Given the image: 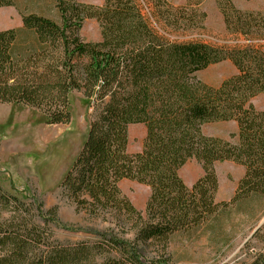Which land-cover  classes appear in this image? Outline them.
<instances>
[{
  "label": "rangeland",
  "instance_id": "1",
  "mask_svg": "<svg viewBox=\"0 0 264 264\" xmlns=\"http://www.w3.org/2000/svg\"><path fill=\"white\" fill-rule=\"evenodd\" d=\"M117 1V5L134 2L127 7L129 15L121 16L131 24L129 32L124 31L118 37L112 25L118 26L116 19L112 23ZM139 1L150 6L151 14L145 10L137 13L138 18L144 17V22L149 20L144 26L140 24L143 21L132 23V18L137 16L132 10L137 0H66L63 3L61 0H0V222L10 217L35 215L37 209L40 216H49L47 212L57 208L61 226L51 223L46 228L62 243L98 241L101 235L112 237L134 248L141 264L250 263L256 253L264 252V244L252 239L264 224V190L258 193L255 191L260 188H248L244 166L233 160L208 165L189 159L177 170L190 194L189 217L171 231L166 227V233L159 229L148 232V228H157L165 222L151 185L130 179L118 181L119 193L136 214L115 207L85 208L80 203L91 202V198L74 196L63 186L102 105L97 103L96 96H87L85 82L90 61L76 53L71 55V67L82 89L68 95L72 114L68 124L50 125L49 108L25 103L39 98L35 93L39 83H45L46 79L58 82L69 74L65 68L68 55L64 46L65 28L66 36L78 39L87 47L118 48L116 59L125 52L138 50L142 43L171 47L177 58L176 50L185 47L187 58L201 62V66L192 67V60L186 59L185 68L179 73L210 88H219L238 74L232 60L237 53L256 48L264 50L256 28L257 18L264 16V0ZM74 5L83 8L81 12L86 15H72ZM32 17L58 26L55 39L51 32L39 38L38 27L29 20ZM128 75V79H123L125 96L138 89L132 75ZM168 79L169 76L156 83ZM25 85L27 95L14 94L15 89ZM96 89L95 86L93 91ZM107 100L109 97L103 99ZM251 103L256 110L264 111V95L255 97ZM199 129L208 139L238 144L235 121L201 123ZM125 132L126 153L138 161L137 157L145 154L147 124H128ZM201 182L208 186L207 192L201 190ZM13 198L20 202L22 209H28L25 214L16 211V205L3 204L13 202ZM113 257L119 255L106 252L86 264H106Z\"/></svg>",
  "mask_w": 264,
  "mask_h": 264
},
{
  "label": "trees",
  "instance_id": "2",
  "mask_svg": "<svg viewBox=\"0 0 264 264\" xmlns=\"http://www.w3.org/2000/svg\"><path fill=\"white\" fill-rule=\"evenodd\" d=\"M65 1L61 0L62 3ZM117 4L118 1L112 23L116 19L118 26L112 25L117 29L118 37L124 35V31L129 32L131 24L121 16L129 15L127 7L130 8L132 4ZM149 7L137 0L135 11L134 8L132 10L136 15L140 10L151 14ZM79 8L74 5L72 15H86L83 8ZM29 20L38 27L39 38H44V33L49 32L53 39L58 35L59 28L53 23L37 17ZM144 20V17L141 19L137 15L132 18V23L143 21L140 24L147 25L149 20ZM256 28L258 39L264 42L263 15L257 18ZM66 30H63L64 46L68 52L65 68L69 74L58 82L46 79L45 83H39L35 89L39 98L25 103L49 108L47 117L50 125L68 124L72 118L68 95L73 90L82 89L71 67V55L76 53L80 58L90 61L88 80L85 82L87 96H96L97 103L101 102L102 105L91 123L73 170L63 182L64 188L74 196L88 195L91 198V202L80 203L83 207L92 210L115 207L136 214L116 186L118 181L130 179L153 187L156 202L165 219L157 228H148L147 231H171L189 217L187 209L190 194L177 175V170L189 159L204 161L208 165L216 161L233 160L247 169L245 183L248 188H260L255 191L258 193L264 190V111L256 110L251 103L255 97L264 95L263 48L243 50L231 56L238 74L219 88H210L179 73L185 68L183 61L187 64L186 59H189L185 47L176 50L177 58L173 56L171 47L156 46L153 42L146 45L142 43L140 50L125 52L116 59L118 48L103 46L100 50L96 46L87 47L78 39L66 36ZM149 32L151 34L153 30ZM71 46L73 50H70ZM190 62L192 67L201 66V62ZM128 74L132 75L130 77L138 89L132 95L125 96L126 83L123 79H128ZM167 76L170 80L157 85L156 82ZM95 86L97 91H93ZM26 90V85L18 87L14 94L25 96ZM105 97H109V100L104 102ZM215 121H235L238 125V144L204 137L199 125ZM131 123H145L148 128L145 154L137 157L138 161L131 158L125 149V127ZM201 184V190L207 192L206 183ZM21 212L24 214L23 210ZM20 217L23 216H17ZM20 232V229L0 226V264H82L96 250L100 251L99 254L115 252L119 255L107 260V264H141L134 248L112 237L103 235L102 245L92 249L90 246L66 250L54 248L48 254H39L40 244L44 242L42 237ZM252 239L264 244V224L257 229ZM250 241L246 244L247 248L251 246ZM240 264H264V252L256 253L250 263Z\"/></svg>",
  "mask_w": 264,
  "mask_h": 264
},
{
  "label": "flooded vegetation",
  "instance_id": "3",
  "mask_svg": "<svg viewBox=\"0 0 264 264\" xmlns=\"http://www.w3.org/2000/svg\"><path fill=\"white\" fill-rule=\"evenodd\" d=\"M14 199V198H13ZM10 201V200H9ZM2 203V202H1ZM10 203L12 205H16V211L19 210H23L24 214L25 211L27 212L28 209H26V207L24 209H22L21 206H19L18 201H15V199L13 200V202L10 201ZM10 203H4V205L9 206ZM31 209L32 206H30ZM58 209L57 208H53L52 210H49L47 212V214H49V216H40V211L37 209L35 210V215H30V216H23L20 218L17 217H10L7 220L1 221L0 222V226H2L3 228H14V229H20V234L23 235H36V236H40L42 237V240H44L43 243L40 244V248L38 250V252H40L39 254L45 253L48 254V252L53 251L52 249L54 248H58L61 250H66V249H71V248H75L78 246H90L91 249L95 248V247H99V245H102V239H103V235L99 236L101 237L100 240L98 241H93V242H80V243H62L61 241L57 240L54 238L53 233L46 228V226H48L49 224L53 223L55 225H57L58 227L61 226V220L58 217ZM54 213H57V215H55ZM100 251L96 250L94 251L93 255H91V257H89L86 261H84L82 264H86V263H90L96 260V258L98 256H103L104 253L99 254ZM81 264V263H80ZM107 264V261H106Z\"/></svg>",
  "mask_w": 264,
  "mask_h": 264
}]
</instances>
